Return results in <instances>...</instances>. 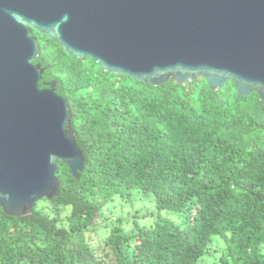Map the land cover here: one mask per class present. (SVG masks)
<instances>
[{
	"label": "trees",
	"instance_id": "trees-1",
	"mask_svg": "<svg viewBox=\"0 0 264 264\" xmlns=\"http://www.w3.org/2000/svg\"><path fill=\"white\" fill-rule=\"evenodd\" d=\"M86 156L60 194L16 217L0 207V264H264V100L204 76L145 83L67 54L33 30ZM45 86V83H42ZM150 199L131 224L109 204ZM140 216V218H139ZM103 238L94 241L95 234Z\"/></svg>",
	"mask_w": 264,
	"mask_h": 264
},
{
	"label": "water",
	"instance_id": "water-1",
	"mask_svg": "<svg viewBox=\"0 0 264 264\" xmlns=\"http://www.w3.org/2000/svg\"><path fill=\"white\" fill-rule=\"evenodd\" d=\"M145 83L204 76L264 100V0H0V207L20 217L60 194L58 161L75 177L86 156L58 80L41 88L38 37Z\"/></svg>",
	"mask_w": 264,
	"mask_h": 264
},
{
	"label": "rangeland",
	"instance_id": "rangeland-1",
	"mask_svg": "<svg viewBox=\"0 0 264 264\" xmlns=\"http://www.w3.org/2000/svg\"><path fill=\"white\" fill-rule=\"evenodd\" d=\"M43 202L44 200H42L41 203ZM155 208L154 202L151 203L150 199L141 200V202L135 201V203L131 205L129 202H125L119 197L109 204L108 213L106 215L113 218L121 215L124 217L126 226H130L131 215L133 213L138 212L141 214L143 212L144 214L153 215L155 212L157 213V209ZM98 238H103V232H98V235L95 234L94 241H97Z\"/></svg>",
	"mask_w": 264,
	"mask_h": 264
},
{
	"label": "flooded vegetation",
	"instance_id": "flooded-vegetation-1",
	"mask_svg": "<svg viewBox=\"0 0 264 264\" xmlns=\"http://www.w3.org/2000/svg\"><path fill=\"white\" fill-rule=\"evenodd\" d=\"M43 82L45 83V86H42ZM51 83H52V81H49V82L43 81V77H42V79H41V88H49L51 86Z\"/></svg>",
	"mask_w": 264,
	"mask_h": 264
}]
</instances>
